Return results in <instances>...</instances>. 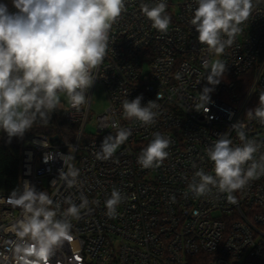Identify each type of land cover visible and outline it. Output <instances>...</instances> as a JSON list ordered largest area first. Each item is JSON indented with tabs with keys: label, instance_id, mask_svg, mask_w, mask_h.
<instances>
[{
	"label": "built area",
	"instance_id": "1",
	"mask_svg": "<svg viewBox=\"0 0 264 264\" xmlns=\"http://www.w3.org/2000/svg\"><path fill=\"white\" fill-rule=\"evenodd\" d=\"M156 2L126 0V11L110 30L108 53L100 78L89 89V102L79 111L68 103L64 109L67 120L76 124L73 139L60 142L37 134L22 148L19 187L27 180L54 201L72 195L79 204L81 193L89 200L81 218L72 221L71 241L50 264H264V176L234 192L235 203L215 190L200 198L184 195L195 171L203 168L212 174L206 149L221 134L228 131L234 145L241 143L232 124L242 121L247 138L261 144L256 158L264 154V126L246 116L264 91V0H253L242 33L220 55L199 43L188 22V5L194 9L195 0H166L171 17L167 33L154 29L141 12L142 3ZM8 3L10 12L17 11L12 0ZM216 59L223 60L227 70L213 86L207 83L203 63ZM98 84L106 90L108 106L96 117L94 132L88 133ZM204 87L213 89L207 112L197 111ZM138 95L142 105L150 100L159 105L155 124L123 117L122 101ZM112 122L131 129L132 135L111 159L97 160L94 152L104 137L117 131ZM155 132L171 140L169 156L159 168L142 169L137 158ZM68 153L80 173L79 185L73 188L59 180L64 166L59 154ZM49 154L52 159L45 162ZM113 187L127 199L118 206L117 216L109 218L104 202ZM9 194L0 192V198ZM19 218L20 209L0 204V252L5 255H10L5 241L17 238L13 225Z\"/></svg>",
	"mask_w": 264,
	"mask_h": 264
},
{
	"label": "clouds",
	"instance_id": "2",
	"mask_svg": "<svg viewBox=\"0 0 264 264\" xmlns=\"http://www.w3.org/2000/svg\"><path fill=\"white\" fill-rule=\"evenodd\" d=\"M12 5L17 11L10 12L7 4L0 3V131L7 134L9 142L13 137L22 138L37 122L47 125L53 112L64 110L62 95L76 111L89 102V89L100 78V66L108 53L110 30L126 11V0H12ZM195 5L194 9L188 5L192 11L188 22L198 33L199 43L214 55L223 54L234 44L243 31L240 26L249 20L254 7L253 0H195ZM167 7L166 0L140 6L152 27L161 33H167L171 22ZM226 66L221 59L205 60L207 83L218 85ZM212 90L204 87L200 92L197 111H208ZM159 98L158 93L156 100ZM142 99L141 95L124 99L123 117L153 125L160 114L156 111L159 105L156 100L142 105ZM246 116L264 126V91L259 93L258 105L248 109ZM111 127L117 131L104 137L100 149L94 152L97 160L111 159L132 135L131 129L118 122H112ZM245 127L242 121L231 125L239 145H234L227 131L206 149L213 164L212 174L203 168L195 171L185 196L191 193L197 198L206 197L215 190L216 194H227V200L235 203L234 192L264 176V154L259 159L255 156L261 144L247 138ZM170 144L171 140L160 132L153 133L137 163L142 169L159 168L169 156ZM59 155L64 165L59 180L68 188L77 187L80 173L71 163L74 155ZM51 159L49 154L45 162ZM78 199L79 204L72 195L62 202L54 201L27 180L7 198H0V204L20 209V218L13 225L17 238L5 241L10 255L0 252V264H50L65 242L71 241L72 221L79 220L82 210L89 207V200L82 193ZM126 199L113 187L104 202L105 214L115 218L118 206ZM170 199L176 202L175 195Z\"/></svg>",
	"mask_w": 264,
	"mask_h": 264
},
{
	"label": "trees",
	"instance_id": "3",
	"mask_svg": "<svg viewBox=\"0 0 264 264\" xmlns=\"http://www.w3.org/2000/svg\"><path fill=\"white\" fill-rule=\"evenodd\" d=\"M9 0H0L9 7ZM76 124L67 120L64 110L55 111L47 125L37 122L22 138L13 137L11 142L7 134L0 131V192L11 193L20 186L21 158L24 144L34 135L57 136L58 141H71Z\"/></svg>",
	"mask_w": 264,
	"mask_h": 264
},
{
	"label": "rangeland",
	"instance_id": "4",
	"mask_svg": "<svg viewBox=\"0 0 264 264\" xmlns=\"http://www.w3.org/2000/svg\"><path fill=\"white\" fill-rule=\"evenodd\" d=\"M62 102L65 103V107L67 105L66 97L62 95L61 97ZM108 106V97L106 90L102 84H98L95 88L93 99H92V116L88 120V127L87 132H94L95 130V123H96V117L98 115H101L105 112L106 108Z\"/></svg>",
	"mask_w": 264,
	"mask_h": 264
},
{
	"label": "water",
	"instance_id": "5",
	"mask_svg": "<svg viewBox=\"0 0 264 264\" xmlns=\"http://www.w3.org/2000/svg\"><path fill=\"white\" fill-rule=\"evenodd\" d=\"M52 139H57V136L52 137Z\"/></svg>",
	"mask_w": 264,
	"mask_h": 264
}]
</instances>
